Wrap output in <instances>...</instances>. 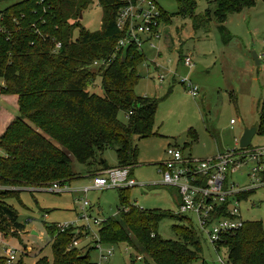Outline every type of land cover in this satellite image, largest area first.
Returning <instances> with one entry per match:
<instances>
[{
    "label": "trees",
    "instance_id": "1",
    "mask_svg": "<svg viewBox=\"0 0 264 264\" xmlns=\"http://www.w3.org/2000/svg\"><path fill=\"white\" fill-rule=\"evenodd\" d=\"M94 1L103 19L100 29L91 32L81 19ZM197 1L174 0L176 12L171 15L159 8V22L168 25L177 16L190 19L194 30H203L214 20L223 33L230 15L255 6V0H213L212 9L196 14ZM124 3L24 0L0 11V97L12 102L17 111L13 117L0 110V187L10 188L0 191L3 236L23 231L17 212L7 203L19 201L20 191L79 179L81 175L71 169L72 161L86 165L88 175L94 177L109 168L101 156L107 149L114 150L116 167H128L132 176L137 165L136 141L157 135L152 129L159 100L134 93L140 79L137 67L145 56L128 49L112 57L122 37L116 15ZM110 59L106 66H93ZM96 77L100 78L102 96L89 90ZM120 113L124 121L119 120ZM256 134H264V100L259 105ZM189 137L195 140L193 132ZM117 192L118 212L100 222V243L125 244L137 257H143L142 264H194L199 260V237L184 218L140 209L129 201L130 188ZM252 193L238 198L246 201ZM167 218L177 223L172 231L178 241L163 240L157 234L158 224ZM83 228L69 225L61 231L59 225H45L51 264H93V245L85 251L71 247L73 241L90 235ZM216 248L226 250L225 264H264V228L260 222L245 221ZM0 264H4L1 259ZM15 264L24 262L20 257ZM34 264L48 263L43 258ZM129 264H136L135 259L130 258Z\"/></svg>",
    "mask_w": 264,
    "mask_h": 264
},
{
    "label": "rangeland",
    "instance_id": "2",
    "mask_svg": "<svg viewBox=\"0 0 264 264\" xmlns=\"http://www.w3.org/2000/svg\"><path fill=\"white\" fill-rule=\"evenodd\" d=\"M21 1L24 0H1L0 11ZM212 1L198 0L195 13L212 9ZM156 4L169 15L176 12L174 0H156ZM102 19V10L94 1L83 12L81 24L93 32L100 29ZM223 26L225 31L221 33L213 20L206 29L194 30L190 19L175 16L170 24L161 25L160 38L153 41L154 48L144 46L142 49L145 60L137 67L140 79L134 93L158 99L159 104L152 129L157 135L136 141L138 156L132 177L142 186L130 189L129 201L140 209L177 212L176 190L159 185L161 177L157 165L164 159L168 145L183 148L184 155L207 159L234 148L243 132L258 124L259 105L264 100V57L259 58L261 65H255L251 54H264V2L255 0L253 8L230 15ZM187 56L192 59L190 68L182 65V58ZM182 80L198 88L196 97L188 94ZM100 86V78L96 77L90 93L102 96ZM0 110L13 117L17 115L13 103L1 97ZM118 118L124 121L122 113ZM231 120L234 125L230 124ZM190 132L194 133V141L189 137ZM250 146L263 147L264 134H255ZM101 156L109 166L116 165L114 150L107 149ZM71 169L81 177L66 184L67 192L54 194L26 188L20 191L19 201H7L24 228L15 232L16 236L10 233L3 238L9 247L17 250V258L21 257L24 264H34L43 258L48 264L52 263L45 225L76 228L88 225L90 235L78 245L85 251L92 245L96 247L94 239L100 222L118 212L117 189L91 190L84 196L81 190L90 187L95 176L90 177L86 165L75 161ZM233 180L244 182L238 177ZM6 188L0 187V191L10 190ZM84 201L88 204L87 222L80 219ZM239 208L244 221L260 222L264 228V189L252 193ZM176 224L172 219H163L157 226V234L163 240L178 241L172 231ZM199 240L201 253L194 264H225L224 248L216 251L204 235H200ZM101 245L114 248L110 264H129L130 258L142 264L143 257H137L125 244ZM97 259L98 251L93 250L90 260L96 263Z\"/></svg>",
    "mask_w": 264,
    "mask_h": 264
},
{
    "label": "built area",
    "instance_id": "3",
    "mask_svg": "<svg viewBox=\"0 0 264 264\" xmlns=\"http://www.w3.org/2000/svg\"><path fill=\"white\" fill-rule=\"evenodd\" d=\"M121 1L125 3L117 11L116 27L122 37L118 40L112 57L128 49L144 55L143 47L154 48L153 41L160 38L159 29L163 25L159 22L160 9L156 3L149 0ZM55 47L59 49L60 44H56ZM261 57H264V54L259 56ZM110 61L111 59L106 62H95L93 66H106ZM181 61L186 67L192 66L190 56ZM181 83L187 87L191 97L198 95L197 87L186 80H182ZM230 124L233 125L234 121L231 120ZM157 168L161 177L160 185L176 190L178 203L175 214L184 218L186 224L196 231L198 237L204 235L208 243L217 251L216 246L222 244L227 235L241 229L245 222L239 208L244 200L238 197L264 189V146L241 148L237 142L231 150L217 153L207 159L184 155L178 147L168 146L165 157ZM234 177L242 178L244 182L234 181ZM136 186L142 184H138L130 176L128 167H112L97 174L93 178L92 185L83 188L81 192L86 196L91 190L131 189ZM41 190L61 194L67 192L69 188L60 183H53ZM87 206V202L84 201L80 207L82 214L80 219L86 222L89 220L85 215ZM68 226L59 225V228L63 231ZM85 228L89 231L88 225ZM94 241L98 259L93 264H110L114 248L101 245L98 237ZM78 245L79 241H73L71 247ZM0 247V259L4 264H15L18 260L17 250L8 246L1 233Z\"/></svg>",
    "mask_w": 264,
    "mask_h": 264
},
{
    "label": "water",
    "instance_id": "4",
    "mask_svg": "<svg viewBox=\"0 0 264 264\" xmlns=\"http://www.w3.org/2000/svg\"><path fill=\"white\" fill-rule=\"evenodd\" d=\"M251 57L255 65H261L262 61L258 58V55L256 53H252ZM255 134H256V128L245 130L238 141V146L241 148L249 147L251 145V140Z\"/></svg>",
    "mask_w": 264,
    "mask_h": 264
},
{
    "label": "crops",
    "instance_id": "5",
    "mask_svg": "<svg viewBox=\"0 0 264 264\" xmlns=\"http://www.w3.org/2000/svg\"><path fill=\"white\" fill-rule=\"evenodd\" d=\"M243 12V11H242ZM258 58H259V56H258ZM183 59V58H182ZM234 124H235V122H234ZM233 124V125H234ZM168 146H173V145H168ZM175 146V145H174ZM218 153H221V152H218ZM105 161V160H104ZM106 162V161H105ZM107 164V163H106ZM117 164V163H116ZM107 166L109 167V168H112V167H116V165H114V166H109L108 164H107ZM93 169H96V166L95 167H93ZM90 177H92V176H90ZM133 178V177H132ZM134 179V178H133ZM159 185H160V183H159Z\"/></svg>",
    "mask_w": 264,
    "mask_h": 264
}]
</instances>
